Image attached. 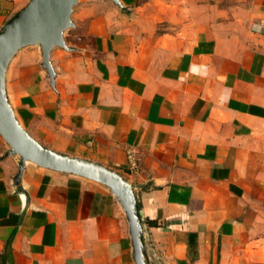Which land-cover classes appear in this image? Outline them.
Segmentation results:
<instances>
[{"label":"crops","instance_id":"1","mask_svg":"<svg viewBox=\"0 0 264 264\" xmlns=\"http://www.w3.org/2000/svg\"><path fill=\"white\" fill-rule=\"evenodd\" d=\"M28 2L0 0V28ZM121 2L80 0L54 85L39 47L18 53L19 122L132 184L151 264H264V0ZM7 151L0 136V264H135L107 187L32 162L19 176Z\"/></svg>","mask_w":264,"mask_h":264},{"label":"water","instance_id":"2","mask_svg":"<svg viewBox=\"0 0 264 264\" xmlns=\"http://www.w3.org/2000/svg\"><path fill=\"white\" fill-rule=\"evenodd\" d=\"M102 1H110L120 8L124 6L121 0ZM79 2L29 0L0 28V136L8 147L7 155L20 157L19 176L25 164L32 162L39 167L84 177L107 187L126 214L135 264H151L132 184L117 171L100 163L59 153L40 144L21 125L9 101L8 69L18 53L28 47H39L41 66L51 84H55L56 71L51 62V52L56 47L68 52L77 50L67 44L66 32L75 27L72 14Z\"/></svg>","mask_w":264,"mask_h":264},{"label":"built area","instance_id":"3","mask_svg":"<svg viewBox=\"0 0 264 264\" xmlns=\"http://www.w3.org/2000/svg\"><path fill=\"white\" fill-rule=\"evenodd\" d=\"M129 169L132 172H136L139 168L138 159L133 151L128 152Z\"/></svg>","mask_w":264,"mask_h":264},{"label":"trees","instance_id":"4","mask_svg":"<svg viewBox=\"0 0 264 264\" xmlns=\"http://www.w3.org/2000/svg\"><path fill=\"white\" fill-rule=\"evenodd\" d=\"M138 208H139V206H138ZM150 224H155L154 222H150Z\"/></svg>","mask_w":264,"mask_h":264},{"label":"rangeland","instance_id":"5","mask_svg":"<svg viewBox=\"0 0 264 264\" xmlns=\"http://www.w3.org/2000/svg\"><path fill=\"white\" fill-rule=\"evenodd\" d=\"M83 1H87V0H83Z\"/></svg>","mask_w":264,"mask_h":264}]
</instances>
